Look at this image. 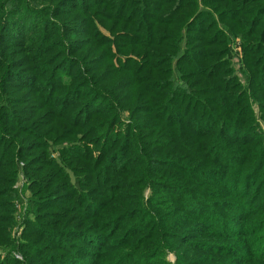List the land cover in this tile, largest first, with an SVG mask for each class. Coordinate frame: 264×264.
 Listing matches in <instances>:
<instances>
[{"label":"trees","instance_id":"trees-1","mask_svg":"<svg viewBox=\"0 0 264 264\" xmlns=\"http://www.w3.org/2000/svg\"><path fill=\"white\" fill-rule=\"evenodd\" d=\"M0 246L264 264V0H0Z\"/></svg>","mask_w":264,"mask_h":264},{"label":"rangeland","instance_id":"rangeland-1","mask_svg":"<svg viewBox=\"0 0 264 264\" xmlns=\"http://www.w3.org/2000/svg\"><path fill=\"white\" fill-rule=\"evenodd\" d=\"M28 184L29 182L26 176L18 177V180L14 184V188L17 190L18 195H17V198H15L14 200V205L16 208V212H15L16 225L15 227H13V236L18 241L22 240L23 231L25 228V216L29 214V208H30L29 200L31 197V191L28 188ZM173 249L171 248L170 250H167L166 259L170 263L176 264L178 261V255L183 252V249L179 247L177 249L173 247ZM5 254H7L6 249H3V247L0 246V255L4 256ZM11 255L13 258L17 260H20V261L25 260L24 255L19 251L14 250L11 253Z\"/></svg>","mask_w":264,"mask_h":264}]
</instances>
